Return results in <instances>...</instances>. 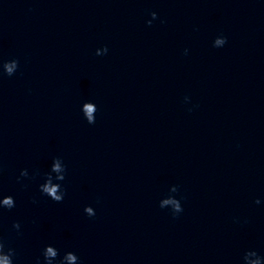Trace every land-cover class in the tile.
<instances>
[{"label":"clouds","instance_id":"obj_1","mask_svg":"<svg viewBox=\"0 0 264 264\" xmlns=\"http://www.w3.org/2000/svg\"><path fill=\"white\" fill-rule=\"evenodd\" d=\"M5 203H9V201L8 200H5Z\"/></svg>","mask_w":264,"mask_h":264}]
</instances>
